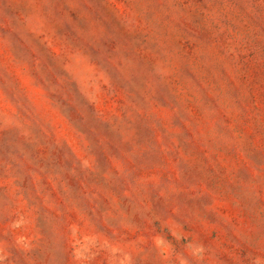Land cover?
Instances as JSON below:
<instances>
[{
    "label": "rangeland",
    "instance_id": "obj_1",
    "mask_svg": "<svg viewBox=\"0 0 264 264\" xmlns=\"http://www.w3.org/2000/svg\"><path fill=\"white\" fill-rule=\"evenodd\" d=\"M0 264H264V0H0Z\"/></svg>",
    "mask_w": 264,
    "mask_h": 264
}]
</instances>
